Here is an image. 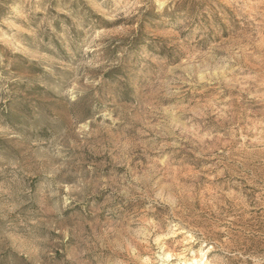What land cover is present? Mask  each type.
I'll return each instance as SVG.
<instances>
[{
  "label": "rangeland",
  "instance_id": "1",
  "mask_svg": "<svg viewBox=\"0 0 264 264\" xmlns=\"http://www.w3.org/2000/svg\"><path fill=\"white\" fill-rule=\"evenodd\" d=\"M0 11V264H264V0Z\"/></svg>",
  "mask_w": 264,
  "mask_h": 264
},
{
  "label": "trees",
  "instance_id": "2",
  "mask_svg": "<svg viewBox=\"0 0 264 264\" xmlns=\"http://www.w3.org/2000/svg\"><path fill=\"white\" fill-rule=\"evenodd\" d=\"M0 13H1V11H0ZM0 17H1V14H0ZM10 115H12V117L15 118V119H19L18 114H10Z\"/></svg>",
  "mask_w": 264,
  "mask_h": 264
}]
</instances>
